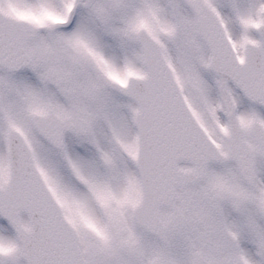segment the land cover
Instances as JSON below:
<instances>
[{
  "label": "snow or ice",
  "instance_id": "snow-or-ice-1",
  "mask_svg": "<svg viewBox=\"0 0 264 264\" xmlns=\"http://www.w3.org/2000/svg\"><path fill=\"white\" fill-rule=\"evenodd\" d=\"M0 264H264V0H0Z\"/></svg>",
  "mask_w": 264,
  "mask_h": 264
}]
</instances>
